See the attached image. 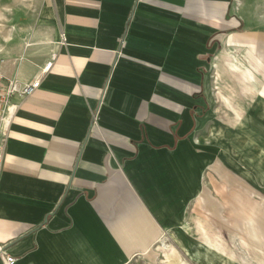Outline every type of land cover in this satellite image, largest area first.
<instances>
[{"label": "crops", "instance_id": "crops-1", "mask_svg": "<svg viewBox=\"0 0 264 264\" xmlns=\"http://www.w3.org/2000/svg\"><path fill=\"white\" fill-rule=\"evenodd\" d=\"M53 4L65 41L6 130L0 246L13 264H158L163 235L190 264H264L243 230H228L241 246L204 242L221 233L206 171L223 168L191 112L209 95L231 129L254 106L249 128L264 131V0Z\"/></svg>", "mask_w": 264, "mask_h": 264}, {"label": "rangeland", "instance_id": "rangeland-1", "mask_svg": "<svg viewBox=\"0 0 264 264\" xmlns=\"http://www.w3.org/2000/svg\"><path fill=\"white\" fill-rule=\"evenodd\" d=\"M59 21V16L54 11L53 0H0V56L6 58L5 65L0 68V79L21 82L23 78L32 75L37 65L55 49L56 41L62 34L61 30L58 33ZM253 25L254 22L251 21L250 27ZM208 98V106H194L191 112L195 120L200 117L198 133L202 137L204 150L213 148L212 159L219 157L218 163L223 168L216 170L210 176L207 169L203 196L205 198L203 204H207V198L210 199L221 218L219 223L221 233L216 243L224 247L242 245L241 233L239 235L236 232L243 230L241 222L243 208L240 204L244 201L245 205L253 210L256 219L263 222L260 245L257 246L250 240L249 233L244 239L245 245L250 246L252 252L259 250L264 252V151L258 150V136H263L264 131H257L254 125L249 128L248 117L256 113L253 111L254 106L246 112L238 126L230 129L216 117L217 110H211V96L208 95ZM244 122L247 125L244 126ZM245 169L246 174L243 172ZM224 172L228 175V187L222 184ZM192 209L190 203L187 207V215L191 227ZM186 229L189 230L188 227ZM232 229L236 231L234 239L230 238L228 232ZM168 241L173 245H179L177 240L169 238ZM187 243L193 245V241ZM157 245L158 241L150 251L154 259L159 257L163 250L161 247L156 248ZM251 257L252 261H259L257 254H252ZM260 258L264 261V254ZM126 264H144V262L142 257L136 256Z\"/></svg>", "mask_w": 264, "mask_h": 264}, {"label": "built area", "instance_id": "built-area-1", "mask_svg": "<svg viewBox=\"0 0 264 264\" xmlns=\"http://www.w3.org/2000/svg\"><path fill=\"white\" fill-rule=\"evenodd\" d=\"M61 40V42L65 41L63 33ZM55 55L56 52H52L40 66L38 73L30 80L16 82L13 79L6 81L0 79V172L4 158L6 130L11 117L18 104L40 86L41 77L51 68ZM5 59L4 56H0V68L5 65ZM0 254L6 264L14 263L15 257L6 253L2 246H0Z\"/></svg>", "mask_w": 264, "mask_h": 264}, {"label": "bare ground", "instance_id": "bare-ground-1", "mask_svg": "<svg viewBox=\"0 0 264 264\" xmlns=\"http://www.w3.org/2000/svg\"><path fill=\"white\" fill-rule=\"evenodd\" d=\"M244 204L243 202L242 204H240L243 208V214H242V219H241L243 231H245L246 233H249L250 240L254 242L257 246H259L261 239H262L261 234L263 233L262 231L263 222H260L259 220H257L256 219L257 216L255 215L253 210L249 209ZM248 209L249 211L245 212ZM254 224H256V226ZM184 228L186 229L185 226ZM169 238L165 235V236H161L157 240L158 245L156 248L161 247L163 250H162L161 255H159V257H155V261L158 264H190L186 261V259H184V257L180 254V252L176 250V247L173 245V243L168 241ZM204 242L210 246H216V247L219 246L217 243H209L207 241H204Z\"/></svg>", "mask_w": 264, "mask_h": 264}]
</instances>
